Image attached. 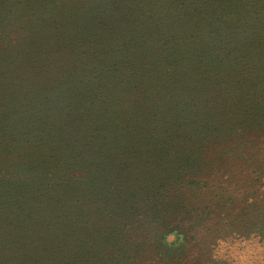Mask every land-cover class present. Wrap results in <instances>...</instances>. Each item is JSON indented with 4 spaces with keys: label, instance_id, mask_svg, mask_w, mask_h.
I'll list each match as a JSON object with an SVG mask.
<instances>
[{
    "label": "trees",
    "instance_id": "trees-1",
    "mask_svg": "<svg viewBox=\"0 0 264 264\" xmlns=\"http://www.w3.org/2000/svg\"><path fill=\"white\" fill-rule=\"evenodd\" d=\"M16 3L0 23L20 28L0 30V264L51 254L30 239L45 228L70 245L90 194L120 209L121 235L184 221L215 174L201 155L223 140L244 157L264 133V0Z\"/></svg>",
    "mask_w": 264,
    "mask_h": 264
},
{
    "label": "rangeland",
    "instance_id": "rangeland-1",
    "mask_svg": "<svg viewBox=\"0 0 264 264\" xmlns=\"http://www.w3.org/2000/svg\"><path fill=\"white\" fill-rule=\"evenodd\" d=\"M16 2L0 0V23L4 22V12L17 10L16 14H21ZM35 8L33 18L44 5ZM12 29L16 34L20 28L0 30ZM246 138L255 143L244 157H240L242 149H237L236 144L223 140L211 144L212 148L201 155L205 156L204 161L212 163L215 174L207 179V187L186 195L181 208L184 221L176 219L177 213L166 217L171 219L169 225L157 221V217L145 226L136 221L124 228L121 235L120 209L119 213H100L92 205L93 200L99 202L97 195L90 194L84 200L88 203L86 209L79 213L89 217L87 227L79 218L75 219V224L64 229L63 234H71V238H65L64 242L70 245L63 248L58 239H49V229L35 232L30 239L40 240L52 253L42 251L39 262L29 258V264H264V133L252 130ZM195 153L200 157L198 150ZM243 164L248 167H242ZM77 205L70 203L72 212L80 210ZM77 243L82 248L75 250ZM77 257L82 261L77 262ZM8 262L13 263L12 259Z\"/></svg>",
    "mask_w": 264,
    "mask_h": 264
}]
</instances>
